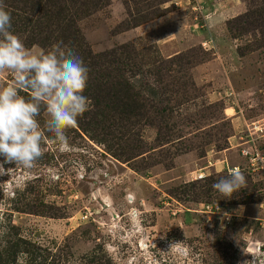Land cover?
Masks as SVG:
<instances>
[{"label":"rangeland","instance_id":"rangeland-1","mask_svg":"<svg viewBox=\"0 0 264 264\" xmlns=\"http://www.w3.org/2000/svg\"><path fill=\"white\" fill-rule=\"evenodd\" d=\"M109 2L78 21L81 34L94 54L132 43L143 72L136 85L157 109L120 123L92 120L90 105L67 130L73 148L62 150L42 105L43 157L32 169L5 164L0 175V239L18 234L43 250L42 264H264V0H242L239 12L224 11L226 0ZM4 3L26 48L52 50V38L43 46L40 32L17 25L31 19L13 16L20 4ZM155 20L147 32H112ZM169 42L178 48L166 51ZM13 81L0 72V88ZM245 148L260 152L263 169L251 170ZM178 157V181L147 172ZM235 166L247 186L226 198L212 185Z\"/></svg>","mask_w":264,"mask_h":264},{"label":"clouds","instance_id":"clouds-1","mask_svg":"<svg viewBox=\"0 0 264 264\" xmlns=\"http://www.w3.org/2000/svg\"><path fill=\"white\" fill-rule=\"evenodd\" d=\"M11 20L4 0H0V72L8 70L14 75L12 83L0 88V175L11 170L5 169V164L32 169L43 157L46 136L38 121L42 105L50 116L47 132L54 134L53 141L62 150L73 148L67 130L78 127V117L91 105L83 94L89 69L82 58L62 41L52 50L26 48L10 30ZM20 89L29 91L30 98L20 95ZM246 186L247 178L239 168L212 185L226 198Z\"/></svg>","mask_w":264,"mask_h":264},{"label":"trees","instance_id":"trees-1","mask_svg":"<svg viewBox=\"0 0 264 264\" xmlns=\"http://www.w3.org/2000/svg\"><path fill=\"white\" fill-rule=\"evenodd\" d=\"M11 1L22 6L14 8L16 13L13 16L17 15L18 17L19 12L25 14L28 12L31 16V19L28 17L21 18L17 25L19 27L25 26V28L32 27L34 31L40 32L43 36L40 38V44L47 46V42L51 38L52 46L62 41L64 45L72 48L82 58L85 66L89 69L87 87L83 94L90 99L92 107L96 110L93 114L94 117H91L92 120H96L97 116H102L108 120L129 123L133 119L145 118L148 110L157 109L148 98L142 95L141 90H138L139 87L136 85L135 79L141 76L143 72L136 66L137 55L133 44H121L110 50L94 54L85 42L77 25L80 19L91 16L104 6H109V0ZM129 17L132 21V16ZM23 19L25 20L24 23ZM147 22L149 21L144 23ZM122 23L118 24L112 31L114 34L141 25L132 22L121 27ZM169 59L171 58L165 60ZM145 74L151 75V71L146 70ZM167 111L170 112L167 107L161 110L162 113ZM157 115L160 118L164 117L159 112ZM0 240L2 242L0 245V264H42L36 258H41L38 252H43V250L19 237L18 234H15L12 239L3 235ZM23 255L25 259L20 260V256L23 258ZM88 262L93 263L94 260Z\"/></svg>","mask_w":264,"mask_h":264},{"label":"crops","instance_id":"crops-1","mask_svg":"<svg viewBox=\"0 0 264 264\" xmlns=\"http://www.w3.org/2000/svg\"><path fill=\"white\" fill-rule=\"evenodd\" d=\"M115 5H117L118 7H120V9H123L122 8V5H121V2L119 3H116ZM225 8H224V11H230V12H239L243 9V2L242 0H226L225 4H224ZM218 10V9H217ZM222 9H219L218 11H220ZM153 22H158L157 20L155 21H152L150 23H146L142 26H139V27H136L134 28V30H130V31H139V32H142V31H149V30H152L156 25L155 23ZM129 33V31L125 32L124 34H127ZM160 44V43H159ZM165 47V50L166 51H169V50H176L178 48V45L176 43H173V42H169L167 45H163ZM171 55L173 54H170L168 55L167 57H171ZM175 55V53H174ZM180 158L181 157H178L176 159H174V163L172 165L171 168H166L165 170H161L160 167L161 165L158 164V165H154L150 168V170H148L147 172L150 173V174H153L155 176H160L162 179H166V180H169V175H171V179L169 181H166V182H175V181H178L179 179L178 178H181L182 176V173H185V171H183L182 167H181V163H180ZM210 161H208L209 163ZM212 165V164H210ZM120 168V167H119ZM210 168V166H206L205 169H208ZM175 171H178L179 173H172V172H175ZM142 177H145V175H141ZM154 176V177H155ZM167 176V177H166Z\"/></svg>","mask_w":264,"mask_h":264},{"label":"built area","instance_id":"built-area-1","mask_svg":"<svg viewBox=\"0 0 264 264\" xmlns=\"http://www.w3.org/2000/svg\"><path fill=\"white\" fill-rule=\"evenodd\" d=\"M261 127H258L256 130L262 131V129H260ZM252 150V151H250ZM241 154L243 157L248 158L249 159V164L252 171H256V170H261L263 169V158L262 155L260 154L259 151H257L256 149H249V148H245L241 150ZM239 168L238 166L233 167L232 169L229 170V172H232L234 169ZM198 178H201V175H199ZM202 212L204 213H217L220 211V208L217 204H203L202 205Z\"/></svg>","mask_w":264,"mask_h":264}]
</instances>
